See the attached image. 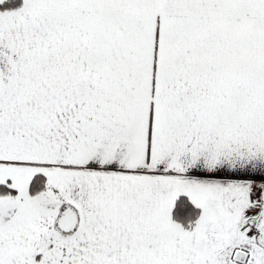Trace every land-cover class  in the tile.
I'll list each match as a JSON object with an SVG mask.
<instances>
[{"label":"snow or ice","instance_id":"snow-or-ice-1","mask_svg":"<svg viewBox=\"0 0 264 264\" xmlns=\"http://www.w3.org/2000/svg\"><path fill=\"white\" fill-rule=\"evenodd\" d=\"M0 264H264V0H0Z\"/></svg>","mask_w":264,"mask_h":264}]
</instances>
